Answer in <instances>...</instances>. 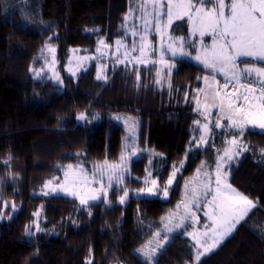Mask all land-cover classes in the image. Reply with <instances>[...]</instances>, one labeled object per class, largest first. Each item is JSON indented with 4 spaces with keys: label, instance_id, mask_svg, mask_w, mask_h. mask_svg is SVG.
Segmentation results:
<instances>
[{
    "label": "trees",
    "instance_id": "1",
    "mask_svg": "<svg viewBox=\"0 0 264 264\" xmlns=\"http://www.w3.org/2000/svg\"><path fill=\"white\" fill-rule=\"evenodd\" d=\"M130 4L0 0V210L5 212L0 217V264H149L136 251L165 214L182 203L185 179L204 161L212 169L217 150L230 138L212 127L205 146L192 145L199 135L195 102L206 73L194 61L171 59L175 67L170 69L107 60V81L96 79L95 62L75 76L65 73L72 49L88 54L100 38L112 43L123 37ZM171 31L187 35L186 23ZM45 41L56 49L62 83L34 78L29 71L41 66ZM81 113L85 121H77ZM121 115L139 121L140 151L129 164L123 188L109 189L108 204L81 205L65 196L36 194L46 180L61 178L60 166L78 164L90 172L93 163L116 160L126 135L115 119ZM240 140L249 150L228 167V182L249 196L255 208L199 261L186 231H177L157 251V264H264V135L250 131ZM174 166L180 171L167 199L130 195L119 203L125 188L144 187L148 169L163 188ZM36 221L42 231L26 237L25 226L32 225L33 231Z\"/></svg>",
    "mask_w": 264,
    "mask_h": 264
},
{
    "label": "snow or ice",
    "instance_id": "2",
    "mask_svg": "<svg viewBox=\"0 0 264 264\" xmlns=\"http://www.w3.org/2000/svg\"><path fill=\"white\" fill-rule=\"evenodd\" d=\"M154 9L157 7H163L162 0H152ZM203 5L205 2L212 3L214 5L213 9L209 11L206 19L202 20L203 24H206L208 28L211 29L212 35L214 37V46L209 54L205 51V58L201 60L200 56L194 57L197 61L203 63L204 67L211 69L212 73L215 74L219 71L222 75L225 76V83L223 87L227 89L229 85H232L234 91L231 96L227 97V104H225V97H222L220 92L217 90L215 95L212 97V106L215 107L216 101L219 100V108L223 113L218 119L214 121V127L222 129L226 132L227 136H230L231 139L225 140V144L228 145L223 149V155L219 154L217 150V159L214 169L211 171H205L203 178L200 181L198 187H194L190 192H186V195H190L191 199L184 201L185 214L180 218V222H175V214H172V217L169 219V224L166 225L167 232L171 233L176 229H180L185 226V221L193 218L199 223V218L195 216V213L192 212V205H195L197 208L200 207V202L202 199L208 200V204L205 207H211V212L206 211L205 215L208 216L211 221L210 224H206V231L202 233V236L206 239L204 241L197 240L196 249L197 254L195 259L199 261L202 256L206 253H210L214 248L219 246L225 238H227L245 218L248 216L251 209L255 208V203L249 196L239 192L234 188L230 183H227V167L231 165L232 162L236 161L242 153L249 150V145L242 143L240 138L244 137L246 133L253 131L257 132L259 135H264V67H246L244 69H239L236 65L237 57H251L253 60L264 61V0H231L230 5L225 4V0H199ZM218 5L219 10L217 11L216 6ZM145 6L144 0H142L141 7ZM225 8H228L229 11L226 13ZM168 17V24H172V8L171 0H169L168 11L166 13ZM154 18L156 20L157 27L161 24L162 13L157 10L154 13ZM179 18V17H178ZM127 20V15L125 16ZM148 26V21H145V27ZM99 31V30H93ZM135 34V32L133 33ZM203 35V33H201ZM52 38H49V41ZM144 37H141L143 41ZM181 41V49L187 45V41L184 37L179 38ZM49 41H45L44 48L41 50L42 53L47 50L49 52L55 53L56 49L51 47ZM217 41H222L223 43L216 46ZM101 44L105 42L100 41ZM118 44L120 42H117ZM169 49L172 51V55L175 56H188L189 53L185 51L177 52L175 48L170 44ZM119 51V47L117 49ZM133 51H135V44L133 45ZM141 55L144 54V46L140 47ZM103 55H107L103 53ZM88 59L87 57H82L80 59V65L82 66L84 61ZM96 59V57H92ZM127 59V58H126ZM118 63H125V60H120L119 57L116 58ZM138 63H145L142 59H137ZM175 64L169 66V68H174ZM107 68V65L98 67L97 69V80L104 79L107 81V76L103 74L104 69ZM30 72L35 73L34 78H39L44 75L42 70H35L29 68ZM231 72L232 75L229 76L228 72ZM75 75V73H73ZM242 77L244 78L242 80ZM248 77H253L252 80H248ZM213 78L214 75H213ZM59 80V77H56ZM137 80H140L139 73H137ZM205 80H208V77H205ZM62 83V81H60ZM159 83V81H157ZM241 89L243 92L241 93ZM259 90V94L257 91ZM208 106L205 105V112L207 113ZM211 113H207L205 119ZM98 114L92 119H98ZM77 121H85L86 115L81 113L77 116ZM119 120L120 117H115ZM131 120V118H128ZM226 119L227 125L221 123V120ZM194 123L200 128L201 135L199 141L195 142V147L200 148L203 145H206L207 140L212 134V128L208 124H201L200 120L194 121ZM134 126H138L139 121H132ZM231 131H228V130ZM258 130V131H257ZM204 133H207L205 135ZM125 140L128 143L125 144V150L132 147L133 141L129 137H125ZM140 150L136 149L132 151V157L138 155ZM191 149H189V152ZM261 152L264 153V149H261ZM79 155V154H77ZM188 155V153H186ZM124 157H121L123 161ZM7 163V161H6ZM62 167V166H60ZM68 169H71L73 166L68 165ZM77 168H80L81 165H77ZM207 167V162L204 161L201 163V168L197 169L199 173L202 168ZM175 170L169 174L167 184L163 187V198H167L169 192L177 179L180 168L174 166ZM127 168L121 170L120 165H113L107 171L101 169L99 176L101 180L105 175H107L108 185L107 188L101 185L99 190L95 191V194H92L88 199H81V205H87L89 200L96 201L102 199L104 203L108 204V189L113 188L114 186L120 188L125 183V173ZM65 175H68V172H65ZM97 173H93L95 179ZM153 173L149 172L148 179H151ZM214 177V179H213ZM14 178V177H13ZM148 179L145 181L146 189L141 188L139 192L133 193L132 195L139 196L143 199H149L152 197H158L160 195V187L156 179H151V187H147ZM214 184V187H213ZM56 189H53L52 192H56ZM51 193L45 192L44 195H50ZM68 195H75V193H66ZM129 191L124 190V195L120 197L119 202L121 204L125 203L129 198ZM211 196V199L208 197ZM5 207H7V202H5ZM13 212L16 211V206L13 204ZM179 208L180 205H177ZM5 212L0 210V217H3ZM11 218V214H8ZM34 216L38 213H34ZM164 218H162L163 220ZM171 225V226H169ZM32 225H26L24 235L26 237L35 236L36 232L42 231L38 224L35 225L36 232L31 230ZM191 235V233H186ZM157 236L160 233H156ZM167 240L168 237H165ZM210 239L211 243H207V240ZM162 245L157 244V249L162 248ZM200 248H203V251H199ZM138 252H142L146 261L149 264H157L156 257L158 252L154 249H150L147 252L138 249ZM91 253V250H90ZM86 264H92L91 261H87Z\"/></svg>",
    "mask_w": 264,
    "mask_h": 264
},
{
    "label": "rangeland",
    "instance_id": "3",
    "mask_svg": "<svg viewBox=\"0 0 264 264\" xmlns=\"http://www.w3.org/2000/svg\"><path fill=\"white\" fill-rule=\"evenodd\" d=\"M144 2H145V6L141 7L142 0H131V4L129 5L130 7L126 13L127 20L124 21L123 37H118L117 39H114L112 43L107 42L104 38H100L96 44L94 51L88 54L80 53L79 49H72L64 68L65 73L68 75L75 76L80 71L90 66L92 62L96 63L97 69L98 67L105 65L107 60H114L116 63H118L116 60L117 57H119L120 60H125L126 63H133L137 65H149L155 63L161 67L166 66L168 68L170 65L173 64L171 59H188L194 61L200 64L201 66H203V68L206 71V73L202 77V87L199 92L198 98L196 99L195 102V106L197 109L196 111L199 114L200 117L199 120L201 121V124H208L210 128L214 127V121L218 119L220 116H222L223 113L220 111L219 108V100L215 102L217 106L215 107L212 106V97L215 95V92L218 90L221 96L225 97L224 102L225 104H227V97L231 96V94L234 91L232 85H229L227 89L223 87V84L225 83L224 75H222L219 71L213 74L211 69L205 68L203 63L194 59V57L200 56L201 60H203L205 58V51L207 50L210 54L214 46V37L212 35L211 29L208 28L206 24L202 23V20L206 19L209 11L213 9L214 5L212 3L207 5L205 4L202 5L198 3L196 4L193 2V0H171L172 24L169 25L168 17L166 15L169 6V0H162L163 7L161 8L158 6L157 9H154L152 0H144ZM225 4L230 5L231 0H225ZM216 8L218 11L219 10L218 5L216 6ZM157 10H159L162 13L161 24L159 27H157L156 20L154 18V13ZM228 11L229 9L225 8V12L227 13ZM145 21H148L147 27H145ZM181 21H184L186 23L187 35L174 36L171 31L172 27ZM134 32L135 34H133ZM201 33H203V35ZM141 37H144L143 41L141 40ZM180 37H184L185 40L187 41V45L183 49H181L180 47L181 45V41L179 39ZM101 40H103L105 43L101 44L100 43ZM117 42L120 43L118 44ZM222 43H223L222 41H217L216 46L219 47V45ZM134 44H135V51H133ZM170 44L172 45L173 48L176 49L177 52L185 51L188 52L189 55L174 57L172 55L171 49H169L168 47ZM141 45L144 46L143 55H141L140 52ZM118 47H119V51L117 50ZM103 53H106L107 55H103ZM82 57H87L88 59H86L83 65L81 66L79 62ZM92 57H96V59H92ZM137 59H142L145 61V63H138ZM236 65L239 67V69H244L246 67H251L253 65L256 67H264V61H260L258 59L253 60L251 57H237ZM35 70L43 71L44 75H42L41 77H47L53 83H57V84L61 83L60 82L61 75L57 69L56 52L52 53L45 50V54L42 57L41 66L35 68ZM32 73L33 76L35 77V73L34 72ZM73 73H75V75H73ZM213 75L215 78H213ZM228 75L231 76L232 73L229 71ZM57 76L59 77V80L56 79ZM96 76H97V71H96ZM206 76L208 77V80H205ZM243 79L244 78L242 77V80ZM252 79L253 77H248V80H252ZM242 92L243 89H241V93ZM257 94H259L258 91ZM205 105L208 106L207 113H211V115H209L207 119H205V116L207 115V113L205 112ZM118 117H120V119L117 121L120 124H122V126L126 130L125 137H129L133 141L132 147L125 150V144L128 143V141L124 139L122 144V150L120 152L119 157L116 160L114 161L103 160L100 162L93 163L90 167L91 169L90 172L86 171L82 165L80 168H77L76 166L78 164H65L59 168L61 172V178L58 179L57 177H55L46 180L44 184L40 187V189H38L36 194L42 196H57V195L65 196L76 199L80 203L81 199H88L90 195L95 194V191L99 190L102 184L105 188H107L108 185L107 175H105L101 180L99 176V172L101 169H105L107 171L113 165H120L121 170L127 168V172L125 173V181H126L129 173L128 171L129 164L133 158L132 151L138 149L137 146L138 138H137V129H136L137 126H134L132 124V121H135L132 117L124 116V115ZM128 118H131V120H129ZM221 123L227 125V120L223 119L221 120ZM197 129L199 131V135L198 137L196 136L193 138L192 141L193 146H195V142L199 141V137L201 135V130L198 126ZM204 134L207 135V133ZM211 137L212 134L209 137V139ZM228 139H231V137ZM226 146L228 145H225V147ZM223 149L219 153L220 155H223ZM121 157H124L123 161L121 160ZM68 165H72L73 167L71 169H68L67 167ZM214 167L212 169H214ZM212 169H210L209 167L202 168L199 173L197 172L196 169L191 176L185 179L184 189H183V200L182 203L178 204L180 205V207L178 208L176 206L174 209L168 211L165 214L161 226L153 232V235L150 238V240H148L145 243V245L141 248L143 252H147L150 249H154L158 251L159 249H157V244L163 246L177 231L185 230L186 233H191V235L188 234L186 235L192 240L194 244L195 256H196L197 254L196 242L197 240L204 241L206 239L205 237L202 236V233L206 231L205 225L211 223L208 216L205 215L206 211L211 212L212 210L211 207H205V205L208 204V200L202 199L199 208H197L195 205L191 206L192 212H194L195 216L199 218V223H197L195 219L190 218L189 220L185 221L184 227L180 229H176L171 233L167 232L165 226L169 224V219L172 217V214H175L174 221L180 222V218L183 217L185 214V208L183 202L191 199V196L186 195V192H190L192 188L198 187L200 185L201 179L203 178L204 172L211 171ZM226 170L228 172V167ZM66 171L68 172L67 176L65 175ZM149 172H151V169L147 170L146 176L143 179L144 182L146 181V179H148ZM93 173H97L95 179L93 177ZM228 175H227V183H229ZM151 179H155V178H153L152 176ZM151 179H148L147 187H151ZM143 188L146 189V185H144ZM53 189H56L57 191L52 192ZM125 189L129 191L130 195H132L133 193H137L140 190V189H135L130 191L129 188L128 189L125 188ZM160 189L161 191L158 197L161 199H165L163 198V188ZM45 192H49L51 194L44 195ZM66 193H75V195H68ZM123 195L124 192L122 196ZM132 196L139 197L135 195ZM208 199H211V196H209ZM101 200L102 199H98L96 201L89 200L88 204L98 202ZM36 224L39 225V222L38 221L34 222L33 232H36V228H35ZM158 232L160 233L159 236L156 235V233ZM165 237H168V239L166 240ZM207 243H211V240L208 239ZM203 250H204L203 248L199 249V251H203ZM136 253L145 260L142 252L136 251ZM207 254L209 253H206L205 255Z\"/></svg>",
    "mask_w": 264,
    "mask_h": 264
},
{
    "label": "built area",
    "instance_id": "4",
    "mask_svg": "<svg viewBox=\"0 0 264 264\" xmlns=\"http://www.w3.org/2000/svg\"><path fill=\"white\" fill-rule=\"evenodd\" d=\"M258 92H259V90H258Z\"/></svg>",
    "mask_w": 264,
    "mask_h": 264
}]
</instances>
